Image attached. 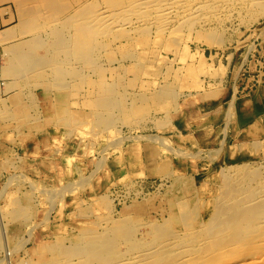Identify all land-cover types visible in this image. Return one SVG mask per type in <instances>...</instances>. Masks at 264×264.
<instances>
[{
  "label": "bare ground",
  "instance_id": "1",
  "mask_svg": "<svg viewBox=\"0 0 264 264\" xmlns=\"http://www.w3.org/2000/svg\"><path fill=\"white\" fill-rule=\"evenodd\" d=\"M79 5L82 13L63 26L51 27L53 34L47 38L33 37L27 41H19V39L9 44L12 38L23 33L5 27L7 25H0L1 28L5 27L0 30V46L6 48L3 52L4 64L2 68L0 67L1 116L20 121L21 116L17 110L26 106L22 98L26 94L25 86L28 84L40 82L46 93L54 86L65 93L68 83L64 79L66 60L63 56L76 57L83 65L102 64L101 42L98 37L103 33H112L120 28L121 31L126 30L129 39L125 45L128 46L125 59L132 61L133 65L139 62L145 64L144 56L147 58V63L149 60L147 55L134 51L137 33L143 35V45H146L150 44L149 34L155 35L161 43L165 36H172L180 31L176 29L200 28L203 33L199 35L197 41H201L207 47H213L226 41L216 37L220 32L219 29L210 27L213 16L223 14V11L230 9L232 15H239L245 22L248 16L244 18L243 12L249 10V20H246L249 23L264 14V0H87L81 1ZM20 11L22 18L20 22L24 24L25 17L30 15V11L24 8ZM27 28L28 25H23L21 29L28 34ZM71 28L76 29V35H69ZM126 33L124 36H127ZM44 48L49 49V55L44 53ZM252 49L253 47L248 45L243 57L252 52ZM203 56H205L203 51L193 54L189 56L191 63L187 64L195 70L193 67L195 61H199L204 70L209 69V64ZM46 68L53 69L55 75L52 78L55 77V83L50 79L40 80L42 76L38 81L32 80L35 75H43ZM81 73V70L72 72L84 84L86 81L81 78ZM48 75L50 76V73ZM184 77L180 79L179 84L183 82V85L187 86L195 83H193L194 72L187 71ZM132 78L135 77L132 75ZM163 85L165 86L157 87L152 93H136L129 90L119 92L103 82L86 101L90 107L89 111L73 110L66 101L67 95L63 94L61 104L49 105V120L44 124L54 127L50 130L38 126L39 123L44 122L40 121V117L24 113L23 126L36 130L38 128L40 137L48 142L50 155L56 160L53 163L63 162L65 165L61 172H55L51 177V179L56 177L57 186L51 184V187L47 182H39L35 185L36 190L43 193L42 201L45 206H49L58 194H67L71 186H77L79 181L84 180L82 158L78 157V155L82 156V152L80 150L77 151L78 153L64 152L63 156L59 149L61 146L54 145L58 141H64V137L68 138L70 135H77L81 139L110 134L112 132L110 127L116 123V110L123 114V119H126L127 123L133 113L139 115L137 119L142 122L147 116L146 111L149 110V106L153 105L164 113V119L157 121L155 126L159 130L174 126L182 128L185 134H180V143L187 150H193L189 154L192 153L195 158L203 156L199 150L211 146L212 137L217 135L213 134L211 137L202 136L200 132L194 133L187 119L190 114L194 118L193 121L217 120V133L221 131L222 137L227 134L235 136L234 144L229 142L227 145V141L222 140V144L220 142L219 145L224 149L223 158L237 162V168L231 175L217 177L222 182V199L215 201L209 208H183L184 202L181 196L178 197L175 193L181 186L177 184L186 180L182 176L174 180V190L169 200L171 206L169 215L163 221H155L151 217H143L145 209L139 203L134 207L135 210L140 211V216H129L128 211L125 210L126 206L120 212L121 216L115 218L107 199L103 197L101 206L108 209L110 214L107 223L80 225L79 234L70 231L68 236L72 246L69 249H65L63 241L50 237L46 245L43 246V242L38 244L43 246V250H36L37 246L31 250L29 260L19 257L22 264H264V118L262 117L264 85L241 96L232 94L229 99H218L212 95V92L221 90L215 89L216 87L213 88L214 90L179 92L172 88L170 82L166 81ZM231 89L235 91L234 84ZM221 92L227 94L224 88ZM3 93L9 95L4 98ZM46 93L42 95L46 100H50ZM218 102L221 106L217 109V115L208 118L203 110L213 109ZM198 111L202 112L198 113ZM198 121L194 122L197 129L200 126ZM32 131L26 135L27 141L37 139ZM150 137L156 141L160 140L156 135ZM54 140L55 143L51 144ZM116 140L121 141L120 137ZM141 146L140 143L133 142L126 150L121 147L118 157L107 160L109 169L113 166L117 169L114 170V176L106 175L101 180L102 191L108 190L115 184H131L137 178L168 176L161 172L159 166L164 160L161 151L157 147L146 150ZM144 162L152 163L147 171L143 169ZM100 171L108 172V170ZM45 179L47 180L44 181L51 180L48 177ZM48 185L55 192L52 193L53 190ZM12 200L19 212L26 215L34 213L30 204L22 205L17 197ZM1 204L0 194V248L5 249L2 256L5 262L2 264H14V257L17 256L15 248L19 249L22 241L14 229L7 228ZM90 210L85 209L80 212L85 214ZM75 213L76 211L73 213L74 216ZM138 223L148 228L147 238H138L136 227ZM52 246L66 256L54 258L47 256L46 253H51ZM36 251H40L41 254L37 261L33 259ZM74 255L78 257L75 258Z\"/></svg>",
  "mask_w": 264,
  "mask_h": 264
},
{
  "label": "rangeland",
  "instance_id": "2",
  "mask_svg": "<svg viewBox=\"0 0 264 264\" xmlns=\"http://www.w3.org/2000/svg\"><path fill=\"white\" fill-rule=\"evenodd\" d=\"M81 1L87 0H0V10L2 12L7 11L6 14L9 15V19L13 18L9 22L8 18L5 19L6 21L4 20L2 25H7L5 27H10L15 31L20 30L23 33V35L18 34L8 43H15L19 39V41H27L33 37H49L53 34L51 31L53 27L63 26L82 13L79 5ZM22 8L30 11V15L25 17L26 23L24 24L20 22L22 19L20 9ZM248 13L249 10L243 12L244 18L248 16L247 21L249 20ZM211 20L213 23L210 21V27L220 30L216 37L226 40L225 43L215 44L213 47H207L201 41H197L200 38L199 35L203 33L200 28L195 30L176 29L180 31L172 36H165L161 43L158 42L155 35L149 34L150 44L146 45H143V35L136 32L134 51L147 55L149 60L147 63V58L144 56L145 64L139 62L133 65L132 61L125 59L128 47L125 45L129 39L126 30L121 31L120 28L112 33H103L98 37L101 42L102 64L99 66L83 65L79 63L76 57L63 56L66 60L64 79L68 83L65 93L57 90L56 86L51 87L46 93L40 82L28 84L25 86L26 94L22 98L23 104L26 106L17 110L21 116L20 121L0 115L2 215L7 228L14 229L22 241L21 247L15 248L17 256L14 257V264H22L19 257L29 260L32 254L31 250L35 246H37L36 250H43V246L46 245L47 239L50 237L63 241L65 249H69L72 246L68 236L70 231L79 234L81 232L80 225L107 223L110 214L108 209L101 206L103 197L107 199L115 218L121 216L120 212L126 206L125 210L128 211L129 216H140V211L135 210L136 207H134L136 203H139L145 209L143 217H151L155 221H163L169 215L168 211L171 207L169 200L174 190L173 183L176 178L182 176L186 180L177 184H181V186L175 193L178 194V197L181 196L184 202L183 208H209L215 201L222 199V182L217 177L231 175L232 171L237 168V162L222 157L225 153L223 147L219 146L220 142L222 144L223 140L227 141V145L229 142L234 144L235 136L227 134L222 137L221 131L217 133V120L193 121L194 118L191 114L187 118L194 133L200 132L202 136L211 137L213 134L217 135V137H212L211 146L199 150L203 155L200 158H195L192 153L189 154L193 150L182 147L180 134H185L182 128L174 126L170 129L159 130L155 126L157 121L164 119V113L157 110L153 105L149 106V110L146 111L147 116L143 118L145 120L142 122L137 119L139 115L133 113L127 123V120L123 119V114L116 110V123L110 127L112 131L110 134L81 139L77 135H70L68 138L65 136L64 141H58L56 144H54L55 140L51 141V144L61 146L59 149L63 156L65 155L64 152L80 150L82 156L78 155V157L82 158V167L85 171L82 175L84 180L79 181V186H71L66 192L67 194H58L49 206H45L42 201L43 193H39L35 185L39 182H47L51 187V184L57 186L56 177L52 179L51 177L55 172H61L65 165L63 162L53 163L56 160L50 155L47 148L48 142L40 137L38 128L37 130L33 128V130L24 127L22 120L23 114L29 113L37 118L40 117V121H44L39 123V127L48 130L53 129V126L44 124L49 120L50 104H61L64 94L67 95L66 101L73 110L89 111L90 107L86 101L103 82L111 88H116L119 92L129 90L136 93H152L157 90V87L165 86L163 83L166 81L170 82L172 88L179 92L203 91L216 87L215 89L220 88L221 90L212 92V95L218 99H229L232 94L241 96L253 91L260 85H264V14L248 23L246 20L243 22V18L239 15H232L229 9L223 11V14L213 16ZM23 25H28V34L22 31ZM1 27L0 30L5 28ZM76 32L75 28H71L68 33L69 35H76ZM125 33L127 36H124ZM248 45L253 47L252 52L250 51L248 55L243 57ZM5 49L4 46H0L1 68L4 64L3 52ZM43 51L46 55L50 53L49 49L44 48ZM202 51L205 54L204 60H207L209 64V69L204 70L199 61H195L196 64L193 66L195 70L190 68V65L187 64L191 63L189 56L199 54ZM52 70V68H46L43 75H35L32 80L38 81L42 76L40 80L50 79L53 81L52 83H55V77L52 78L55 73ZM74 70L82 71L81 78L86 83L82 84L77 76L72 74ZM187 71L195 73V80H193L195 83H190L187 86L183 85V82L179 84L180 79L186 75ZM132 75L135 77L134 79ZM232 84L235 85V91L231 89ZM223 88L227 94L221 92ZM42 93L48 94L50 100H46ZM8 95L3 93L2 97L5 98ZM219 106H221L220 102L213 109L203 110V113L208 118L213 115L216 116ZM200 112L202 111H198V113ZM262 117L264 118V113ZM195 121L199 122L200 130L196 128ZM143 124H145L144 127ZM32 130L37 139L27 141L26 135ZM151 135H156L157 139L160 140H154L150 137ZM117 137H120V142H117ZM133 142L140 143L144 147L141 146V148H146V150L157 147L164 158L163 162L159 163L161 172L168 174V176L137 178L131 184H115L108 190L102 191L101 180L106 175L114 176V170L117 169L114 166L109 169L106 164L107 160L118 157L121 152L120 148L123 147L122 149L126 150ZM151 165V162L150 164L144 162L143 169L147 171ZM100 170H108V172L104 173ZM45 177L51 180L44 181L47 180ZM52 190V193L55 192L54 189ZM15 197L20 199L24 206L30 204L34 213L26 215L19 212L18 207L12 203V198ZM132 206L133 208H131ZM85 209L91 210L85 214L80 212V210ZM75 211L76 216L73 214ZM136 227L139 239L149 236L146 226L138 223ZM42 242L43 246H38ZM5 244L7 246V241ZM4 251L5 249L0 248V264L5 262L2 257ZM46 255L51 258L66 256L61 254L55 246H52L51 253H46ZM39 257H41L40 251H36L33 254V259L37 261ZM74 257L77 258L78 255H74Z\"/></svg>",
  "mask_w": 264,
  "mask_h": 264
},
{
  "label": "crops",
  "instance_id": "3",
  "mask_svg": "<svg viewBox=\"0 0 264 264\" xmlns=\"http://www.w3.org/2000/svg\"><path fill=\"white\" fill-rule=\"evenodd\" d=\"M7 13V11H5V12H2L1 10H0V25H2L3 24V21L6 19V18H8L9 17V15L8 14H6ZM231 101V100H230ZM227 103V102H226ZM225 103V104H226ZM264 113V112H263ZM262 113V114H263ZM235 138V137H234Z\"/></svg>",
  "mask_w": 264,
  "mask_h": 264
}]
</instances>
